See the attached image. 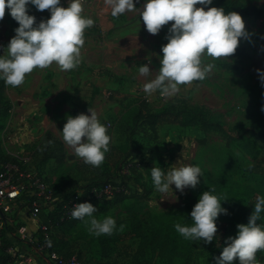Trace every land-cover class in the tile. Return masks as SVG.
<instances>
[{
  "label": "rangeland",
  "instance_id": "obj_1",
  "mask_svg": "<svg viewBox=\"0 0 264 264\" xmlns=\"http://www.w3.org/2000/svg\"><path fill=\"white\" fill-rule=\"evenodd\" d=\"M238 1L242 4L249 1L263 11L259 19L242 18L250 39H242L228 60L202 55V63H213L214 68L203 81L180 85L181 91L174 97H163L158 91L149 95L143 90V85L158 74L155 71L160 67L161 47L167 43L164 37L173 22H168L158 34L153 35L146 31L142 20H139V11H125L118 17H113L105 0H83L82 15L92 18L94 24L84 30L82 59L77 67L61 70L53 62L43 69L34 68L25 75L21 84L26 90L23 92L20 85L13 87L6 84L4 97L7 101L0 99V110L8 105L10 109L6 120L0 123V154L10 157L27 158L31 155L33 146L39 143L19 144L16 139L18 132V136H21L27 131L37 133L48 128L47 131L50 129L52 132H49L56 137L54 134H59L58 131L62 130L67 116L75 117L81 113L88 115V108L96 112L110 136L109 151L105 158L111 152L110 148L115 146L121 149L115 151V157L119 160L127 153L130 145L141 152L146 145L153 144L143 138L142 132L135 133L131 138L123 133L122 127L130 125L131 114L140 100H144L149 109L157 111L168 102L183 98L190 104L205 106L222 115L220 121L227 128L226 136L220 133L203 134L196 127L171 124L158 128L157 151L152 165L167 169L181 159L182 154L185 163L198 165L202 169L203 176L195 189L185 188L181 193L173 185L171 187L175 199L170 192L159 193L150 176L141 171L142 179L132 174L129 179L124 177L121 180L129 187L126 192L128 196L136 192L141 194V183L150 184L152 192L146 200L127 199L121 204L106 208L104 212L94 213L98 220L106 216L115 219L117 227L112 234L95 236L90 233L89 225L85 222L87 217L57 230L54 236L57 247L68 253L73 252V257L79 255L80 264H183L187 254L183 256V260L180 259L181 255L174 254L176 257L171 260L169 249L163 254L148 250L137 252L139 239L126 235L130 230L128 219H146L150 214L174 212L192 199L211 179L249 186L257 195L264 196V111H261V106L264 105V87H261L256 72V69L264 71V0ZM142 4L143 0H139L135 6L141 7ZM61 6L67 7L68 0H61ZM208 7L224 8L225 12L235 11L221 5L218 0H213ZM14 34V29L8 23L0 22V55H3ZM3 44L4 49L1 48ZM145 64L152 72L149 77L139 73V66ZM12 100L23 102L32 115L30 120L27 118L28 114L24 113V118L17 123L12 111ZM108 124L110 125L107 126ZM62 144L66 157L61 166L53 161L41 164V156L35 155L31 157L32 165L27 170L20 171L12 165L7 167L10 181L23 187L20 195L33 189V182L27 177L32 173L36 175L34 181L44 177L47 183L42 197L49 194L53 197V193L55 196L63 190L66 193L77 191L87 183L86 179L93 177V169L97 177L104 169L115 175V166L111 163L107 164L104 160L98 167L86 164L74 154L71 147L65 142ZM20 145L23 149L21 154H9ZM121 173H125V168ZM106 188L110 190V187ZM155 200L159 207L153 203ZM54 203L55 201L50 203L42 199V209L48 212ZM13 206L16 207L10 210V217L16 220L13 225H18L22 221L16 215L22 208L17 204ZM99 206L105 207L102 202ZM120 226L123 230L118 232ZM5 235L8 238V234ZM30 246L31 243L13 241L11 248L5 250L12 257L10 264H27L29 258V264H40V256ZM194 256V264H212L216 257L209 256L202 248L196 249ZM256 256L264 262V250L257 252Z\"/></svg>",
  "mask_w": 264,
  "mask_h": 264
},
{
  "label": "clouds",
  "instance_id": "obj_2",
  "mask_svg": "<svg viewBox=\"0 0 264 264\" xmlns=\"http://www.w3.org/2000/svg\"><path fill=\"white\" fill-rule=\"evenodd\" d=\"M212 2L143 0L142 6L136 7L139 0H105L113 17L125 11H139V20L153 35L158 34L168 22H173L164 37L167 43L161 47L160 67L155 71L158 74L143 85L145 93L151 95L158 91L163 97L176 96L181 91L180 85L203 81L214 68L213 63H202V55L227 59L235 53L242 39H250L237 12L208 7ZM198 4L201 7H195ZM29 5L38 11L47 9L50 18L36 22L35 16L29 14ZM6 8L19 26L14 29V36L0 55V80L4 83L19 86L34 68L43 69L53 62L61 70H72L81 63L84 30L94 24L92 18L82 15L83 0H68L67 7L61 6V0H0V20L4 18ZM256 72L261 87H264V71L256 69ZM139 73L144 77L152 74L146 64L139 66ZM261 111H264V105ZM87 112L88 115L67 116L66 123L58 132L76 156L84 163L98 167L109 151L110 136L96 112L90 108ZM150 174L159 193L170 192L173 196L171 186L183 193L185 188L195 189L203 176L202 169L185 163L182 154L181 159L167 169L153 166ZM221 202L211 191L202 192L189 213L193 224L185 226L177 223L175 230L185 239H202L205 244L212 242L218 230V216L227 214ZM153 203L158 206L157 200ZM96 212V207L84 202L74 205L71 215L78 220L87 217L85 222L95 236L112 234L117 227L115 219L106 216L98 220L94 216ZM262 213L264 196L258 195L247 223L238 224L235 236L226 238L220 255L214 258L215 264H233L234 260L238 264H264L256 256L259 250H264V226L258 224Z\"/></svg>",
  "mask_w": 264,
  "mask_h": 264
},
{
  "label": "trees",
  "instance_id": "obj_3",
  "mask_svg": "<svg viewBox=\"0 0 264 264\" xmlns=\"http://www.w3.org/2000/svg\"><path fill=\"white\" fill-rule=\"evenodd\" d=\"M218 2L223 6L234 9L242 18L253 17L259 19L263 14L262 10L256 8L249 1H246L244 4L238 0H218ZM28 8L29 14L35 16L36 22H39L41 19L50 18L47 10L38 11L34 6ZM0 22L8 23L13 29L19 26L9 15L7 8L5 9L4 18ZM5 89L6 83L0 80V99L7 101L6 97H4ZM9 109L10 106L8 105L0 110V123L8 117ZM221 117L222 115L220 113L213 112L202 105L190 104L183 98L174 99L157 111L149 109L146 102L140 100L136 109L131 114L130 125L128 127H122L123 133L131 138L135 133L142 132L144 133L143 138L153 144L146 145L141 152H137L135 150L136 148L130 145L127 153L120 160L115 157V151H120L121 149L119 150L118 147L112 146L110 148L111 152L104 160L107 164L111 163L115 166V175H112L107 169H104L97 177L95 169H93L91 170L93 177L86 179L87 183L77 191L66 193L63 190L60 193L57 192L55 196L53 193L52 198H57L61 202L57 203L52 211L45 212L44 209H40L38 214L40 225L36 231L39 245L45 241L51 242L52 245L48 251L42 250L40 252L45 254L53 251L56 255L66 260L75 258L80 264L79 255L73 257V252L68 253L65 249H59L54 239L55 233L60 227L71 225L75 220H78L74 219L72 215H67L69 201L76 195H79L78 204L89 202L96 207L98 212H104L106 208L121 204L127 199L146 200L152 192L150 184L146 185L141 183L140 188L142 193L139 194L136 192L134 195L128 196L126 192L129 190V187L121 179L124 177L129 179V176L131 177L132 174L142 179L141 171H144L147 176H150V180L152 179L150 169L153 167L152 159L157 151L158 128L162 125L171 124L179 127H196L203 134L220 133L226 136L227 128L220 121ZM35 155L41 156L39 163L45 164L48 161H53L57 166L63 165L66 157L62 142L49 131H46L43 133L39 143L33 146L32 153L29 157H10L9 155L0 154V172H5L6 168L11 165L20 171L27 170L32 165L31 157ZM103 167L106 166L103 165ZM124 168L125 173H121ZM40 174L38 175L40 176ZM31 176L35 179L36 175L32 173ZM105 187H110V190L106 193L104 192ZM208 190L221 199V206L227 210V214L218 216L216 220L218 230L212 242L205 244L202 239L196 241L185 239L175 230L174 225L180 223L185 226H191L193 224L189 213L198 201L201 193ZM257 196L256 191L249 186L226 180L211 179L192 199L174 212L150 214L146 219H128L127 225L130 230L126 235L139 239L137 252H145L148 250L163 254L166 249H169L170 255L172 256L171 260L177 255H181L180 259L183 260V256L187 254L186 259L182 261L183 264H194L196 260L194 256L196 249H204L211 257L213 255H216V257L220 255L223 246H225L224 241L226 238L228 236H235L237 231L236 226L247 223L248 217L252 209H254ZM20 200L23 201V206L21 207H30L34 199L30 197L29 193H26L20 195ZM101 202L105 205L104 208L99 206ZM10 221L11 223L3 224L2 234L0 235V264H10L13 261L12 257L5 253V250L11 248L12 242L17 240H10L5 237V234L14 236L18 227L23 225L22 223L13 225L16 221L15 219H11ZM258 224L264 226V213L261 214V219L258 221ZM121 230H123V227L120 226L118 232ZM185 251L187 252L185 253ZM233 262L238 264V261L234 260ZM212 264H215V261Z\"/></svg>",
  "mask_w": 264,
  "mask_h": 264
},
{
  "label": "built area",
  "instance_id": "obj_4",
  "mask_svg": "<svg viewBox=\"0 0 264 264\" xmlns=\"http://www.w3.org/2000/svg\"><path fill=\"white\" fill-rule=\"evenodd\" d=\"M109 125L110 124H108L107 126ZM27 177L28 180L33 182V189H30L28 193L30 197H33L34 200L30 207H21L22 210L19 211H23L24 214L33 217L38 224L37 228H39L40 220L38 218V214L40 212V209H42V199L48 200L50 203L55 201L50 211H52L56 204L60 203L61 201L57 198H52L50 194L47 195V197H42V193L47 189V183L44 177H40L36 179V181H34L35 179L32 178L31 175H27ZM107 191H109V188H106L104 190L105 193ZM20 192H23V187H21L20 184H13L10 181V177L7 175V168L5 172H0V235L2 234L3 224L11 223L10 220L13 219L12 217H10V210L13 207H16L13 205L17 204L23 206V201L20 200ZM78 199L79 195H76L75 197H73L72 200L69 201L67 207L68 216H71L72 207L78 204ZM12 237L13 239L31 243L30 248L34 249L38 253V255L41 256V259H43L44 264H79L75 258H70L66 260L56 255V253H54L53 251L42 254L40 251H48L49 249H51V242L45 241L44 243L39 245L37 241L36 231L32 232L28 230L24 225L18 227L15 235ZM35 246L36 248H34ZM30 261L31 259H27V264H29Z\"/></svg>",
  "mask_w": 264,
  "mask_h": 264
},
{
  "label": "crops",
  "instance_id": "obj_5",
  "mask_svg": "<svg viewBox=\"0 0 264 264\" xmlns=\"http://www.w3.org/2000/svg\"><path fill=\"white\" fill-rule=\"evenodd\" d=\"M4 41H5V40H4ZM4 41H3V42H4ZM4 47H5V44H3L1 48L4 49ZM20 90H21V92L26 91V90L23 89L22 85H20ZM11 104H12V108H13L12 111H13L14 114L16 115V116H15V119L18 120L17 123L21 122V120L24 118V113H27V114H28V115H27V118H28V120H30L29 117H31L32 115L29 114L28 109H26V108L24 107L23 102H21L20 100H17V101H13V100H12V103H11ZM28 122H29V121H28ZM47 130H48V128H47V129L44 128L43 130H39L37 133H34V132H32V131H27L26 133H22L21 136H18V134H19V132H18V134H16V139L19 141V144H29V145H31V144H34V143H36V142H39V141L41 140V138H42L43 133H44L45 131H47ZM49 131H51V130L49 129ZM51 132H52V131H51ZM16 133H17V132H16ZM54 135H55L57 138H59V139L64 143V140L62 139L60 133H59V134L55 133ZM22 152H23V149H22V147H21V145H20L19 147H16V148H14L11 152H9V154H12V155H14V156H18V155L21 154ZM16 216H17L18 220L22 221L21 223H22V224H23L28 230H30V231H32V232H35V231L37 230V226H38V224H37L36 220H35L33 217L24 214L23 211H18V213H17ZM33 219H34V220H33ZM31 220H33L34 222L32 223ZM28 222H30V223H28ZM7 237H8V239H10V240L13 239V237H12L11 235H7ZM11 238H12V239H11ZM20 248L23 249V247H20ZM23 250H24V249H23ZM23 250H22V251H23ZM39 256H40V255H39ZM29 259H30V258H29ZM38 261L40 262V264H42L43 259H41V256L38 258ZM37 264H38V263H37Z\"/></svg>",
  "mask_w": 264,
  "mask_h": 264
}]
</instances>
